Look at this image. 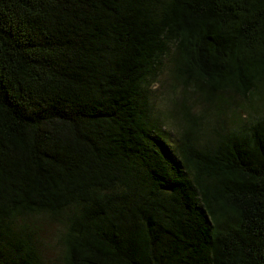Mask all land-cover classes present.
<instances>
[{"label": "trees", "instance_id": "1", "mask_svg": "<svg viewBox=\"0 0 264 264\" xmlns=\"http://www.w3.org/2000/svg\"><path fill=\"white\" fill-rule=\"evenodd\" d=\"M0 264H264V0H0Z\"/></svg>", "mask_w": 264, "mask_h": 264}, {"label": "rangeland", "instance_id": "2", "mask_svg": "<svg viewBox=\"0 0 264 264\" xmlns=\"http://www.w3.org/2000/svg\"><path fill=\"white\" fill-rule=\"evenodd\" d=\"M164 80H166V77H162L160 79L161 82H164ZM154 88L155 91H157L155 93V104L157 107H159L160 109H166L170 107V99L172 98L171 94V89H170V82H168V85L161 87L160 85H156ZM177 94V96H179V88L176 90L175 92ZM200 108L198 107H194V111L199 110ZM37 224L40 226L41 231H42V235L44 237V240L46 242V244H50L49 247H47V249L45 250V257L47 259V261L51 262L53 261V259L56 258V255L58 253L59 247L55 245L56 241H55V236L57 235L59 228L58 226L49 223L46 219L44 218H38L37 219ZM52 240H48L51 236Z\"/></svg>", "mask_w": 264, "mask_h": 264}]
</instances>
